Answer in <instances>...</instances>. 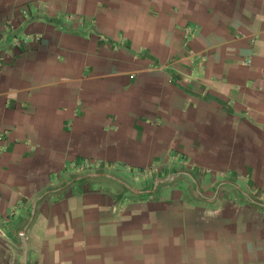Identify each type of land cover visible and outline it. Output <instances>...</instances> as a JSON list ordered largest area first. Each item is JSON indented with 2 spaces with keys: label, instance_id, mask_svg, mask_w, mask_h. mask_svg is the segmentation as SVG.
Segmentation results:
<instances>
[{
  "label": "crops",
  "instance_id": "1",
  "mask_svg": "<svg viewBox=\"0 0 264 264\" xmlns=\"http://www.w3.org/2000/svg\"><path fill=\"white\" fill-rule=\"evenodd\" d=\"M256 190L264 0H0V264H264Z\"/></svg>",
  "mask_w": 264,
  "mask_h": 264
},
{
  "label": "built area",
  "instance_id": "2",
  "mask_svg": "<svg viewBox=\"0 0 264 264\" xmlns=\"http://www.w3.org/2000/svg\"><path fill=\"white\" fill-rule=\"evenodd\" d=\"M18 43L15 42V45H18ZM113 168L111 165H106L105 163H92L89 161H82L74 164V171L79 173H87V172H98L102 171L104 169L110 170ZM149 172H142L137 175V177H141V179H145L147 176H149ZM254 195L259 197L260 199H263V195L259 191H254Z\"/></svg>",
  "mask_w": 264,
  "mask_h": 264
}]
</instances>
